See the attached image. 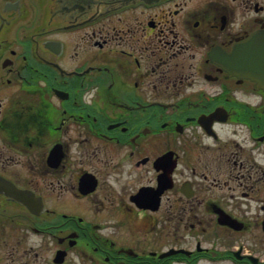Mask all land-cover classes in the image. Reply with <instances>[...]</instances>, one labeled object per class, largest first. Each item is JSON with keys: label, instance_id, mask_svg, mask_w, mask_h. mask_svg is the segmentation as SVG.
Here are the masks:
<instances>
[{"label": "flooded vegetation", "instance_id": "af4514ba", "mask_svg": "<svg viewBox=\"0 0 264 264\" xmlns=\"http://www.w3.org/2000/svg\"><path fill=\"white\" fill-rule=\"evenodd\" d=\"M263 181L264 0H0V264H264Z\"/></svg>", "mask_w": 264, "mask_h": 264}]
</instances>
